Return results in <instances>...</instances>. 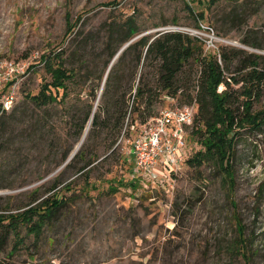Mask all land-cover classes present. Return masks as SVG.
<instances>
[{
    "label": "rangeland",
    "instance_id": "1",
    "mask_svg": "<svg viewBox=\"0 0 264 264\" xmlns=\"http://www.w3.org/2000/svg\"><path fill=\"white\" fill-rule=\"evenodd\" d=\"M198 12L205 16L199 27ZM127 16L136 33L118 43L107 62L106 46L117 45L109 27ZM157 30L212 34L232 57L230 73L254 54L264 69V0H0V69L11 62L18 70L12 75H21L11 106L0 112V212L25 209L33 197L52 192L64 199L38 237L20 224L22 243L11 253L8 233L0 264H245L234 212L244 227L248 264H264V126L241 129L236 137L231 197L211 162L190 167L184 160L177 169L158 165L151 179L134 176L128 149L140 124L131 113L119 133L84 138L81 154L65 162L82 135H76L80 118L89 104L94 109L99 103L110 61L131 41ZM75 35L90 37L85 61L65 63L77 67L75 84L63 102L36 105L25 93L35 94L50 79L40 55L67 47ZM130 57L126 52L117 67L127 71ZM198 70L184 72L191 93ZM163 98L153 103L151 116L175 105ZM262 105L264 89L252 99V109ZM199 147L186 137L184 158Z\"/></svg>",
    "mask_w": 264,
    "mask_h": 264
},
{
    "label": "trees",
    "instance_id": "2",
    "mask_svg": "<svg viewBox=\"0 0 264 264\" xmlns=\"http://www.w3.org/2000/svg\"><path fill=\"white\" fill-rule=\"evenodd\" d=\"M213 1L209 0V3ZM187 8L189 12L194 13L189 5ZM204 17L203 12L195 15L198 27L197 22H201ZM72 30V27L69 28L67 34ZM136 30L134 22L128 16L121 22L112 23L109 32L116 33L117 45L110 48L106 46L107 62L118 43L134 36ZM89 38L84 36L80 39L75 35L67 47L59 46L40 55L39 59L50 79L43 81L35 94L26 92L25 96L38 106L63 102L70 90L69 86L75 84L77 76V67L69 65L77 66L76 62L82 64L85 61V45ZM224 48L225 46L217 44L215 50L205 49L201 39L180 30H157L152 34L141 35L128 43L118 59L112 63L101 89L99 103L94 109L92 104L88 105L77 124L76 135L80 136L83 132L91 113L85 140L99 136L103 131L119 133L128 113H131L133 121L137 119L138 124L145 122L152 115L153 103L164 100L163 97H173L178 104L194 102L193 123L185 136L189 140L197 141L200 147L184 160L190 167L213 163L222 174V182L227 185L226 189L231 197L234 180L232 158L236 137L241 129L252 130L264 126V105L256 110L252 109V99H256L264 89V69L257 66L259 54H254V58L241 61L239 68L230 73L232 57L226 55ZM126 52L131 53V57L129 67L124 71L117 66L122 64L121 58ZM66 62L69 63L68 66L65 65ZM140 63L141 69L137 73ZM32 66L33 64H30L28 67ZM196 67H199V70L195 84L192 83L194 92L191 93L190 83H187L189 79L184 76V72L188 70L191 75L192 71H196ZM227 71L229 73L226 75ZM136 74L138 77L134 83ZM219 84L224 85L220 90ZM232 84L238 85L237 88L232 89ZM92 93L91 91L90 94ZM238 101L240 110L236 105ZM83 148L84 142L71 159L79 156ZM89 162L91 160L79 166L78 170H82ZM55 184H52L53 188ZM259 193L261 188L258 189L257 197ZM63 202L61 192H52L41 198L33 197L28 202L32 204L25 209L0 212V249L5 245L9 232L13 237L10 253L22 243L20 224L27 232H32L35 238L38 237L43 224L49 218L51 220ZM231 203L234 204L233 201ZM233 218L238 231L239 252L244 257L245 264H248L244 227L235 212Z\"/></svg>",
    "mask_w": 264,
    "mask_h": 264
},
{
    "label": "built area",
    "instance_id": "3",
    "mask_svg": "<svg viewBox=\"0 0 264 264\" xmlns=\"http://www.w3.org/2000/svg\"><path fill=\"white\" fill-rule=\"evenodd\" d=\"M204 27L210 29L209 26ZM190 33L204 41L205 49L217 48V39L212 34L201 38L199 30H192ZM19 69L20 74H23L24 70ZM14 71L18 70L11 62H8V69H0V110L11 106L18 89L21 75L13 76ZM6 81L10 82L3 90ZM167 99L174 101L175 105L164 106L157 114L147 118L131 139L128 155L132 159V173L136 177L147 174L151 179V173L158 165L177 169L184 161L185 135L187 128L193 123L195 105L194 102L178 105L175 98Z\"/></svg>",
    "mask_w": 264,
    "mask_h": 264
},
{
    "label": "water",
    "instance_id": "4",
    "mask_svg": "<svg viewBox=\"0 0 264 264\" xmlns=\"http://www.w3.org/2000/svg\"><path fill=\"white\" fill-rule=\"evenodd\" d=\"M113 59H114V58H113ZM113 59L110 61L109 66H108V68L106 69V71L109 70V67H110V65H111V63H112V61H113ZM91 117H92V113H91V115H90V117H89V119H88V121H87V123H86V125H85V127H84V130H83V132H82V135H81V137H80L78 143H77L76 146L73 148V150H71V152L68 154V156H67L65 162H67L68 160H70V159L72 158V156L76 153V151L78 150L79 146L81 145V143H82L83 139L85 138L86 133H87V131H88V128H89V125H90V121H91Z\"/></svg>",
    "mask_w": 264,
    "mask_h": 264
},
{
    "label": "bare ground",
    "instance_id": "5",
    "mask_svg": "<svg viewBox=\"0 0 264 264\" xmlns=\"http://www.w3.org/2000/svg\"><path fill=\"white\" fill-rule=\"evenodd\" d=\"M76 146V145H75Z\"/></svg>",
    "mask_w": 264,
    "mask_h": 264
}]
</instances>
